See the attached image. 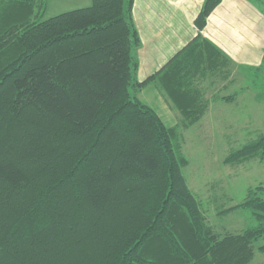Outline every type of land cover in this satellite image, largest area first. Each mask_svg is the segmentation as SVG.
I'll return each instance as SVG.
<instances>
[{
    "label": "trees",
    "instance_id": "trees-1",
    "mask_svg": "<svg viewBox=\"0 0 264 264\" xmlns=\"http://www.w3.org/2000/svg\"><path fill=\"white\" fill-rule=\"evenodd\" d=\"M219 2L205 0L196 35L137 82L133 0L46 19V0H0V264L249 263L264 198L238 204L256 224L217 236L184 180L175 126L130 94L154 82L177 124L202 117L205 87L231 70L201 33ZM251 156L264 158V136L227 159Z\"/></svg>",
    "mask_w": 264,
    "mask_h": 264
},
{
    "label": "rangeland",
    "instance_id": "rangeland-1",
    "mask_svg": "<svg viewBox=\"0 0 264 264\" xmlns=\"http://www.w3.org/2000/svg\"><path fill=\"white\" fill-rule=\"evenodd\" d=\"M66 1L46 0L39 19L89 6L92 0L83 6L75 4L83 0ZM251 1L260 8L261 24H264V0ZM260 36V47L255 48V65L249 70L232 66L226 78L210 81L205 87L209 100L207 111L188 126L175 124L186 160L182 167L184 180L198 200L206 224L219 237L240 233L256 224L249 210L238 207L251 190L264 198V158L251 156L236 162L227 159L233 151L264 136V25L260 26ZM135 80L139 82L136 77ZM140 88L131 86L130 94L135 97V90ZM148 95L160 112L161 95L154 91ZM163 115L168 127L180 122L176 110L163 109ZM253 244L255 249L248 264H264V250L258 249L264 245V235Z\"/></svg>",
    "mask_w": 264,
    "mask_h": 264
},
{
    "label": "crops",
    "instance_id": "crops-1",
    "mask_svg": "<svg viewBox=\"0 0 264 264\" xmlns=\"http://www.w3.org/2000/svg\"><path fill=\"white\" fill-rule=\"evenodd\" d=\"M90 1L75 4L83 6ZM204 1L133 0L130 18L139 37L134 51L138 81L157 71L196 35L194 20ZM58 2L67 3L66 0ZM261 14L260 8L255 7L251 0H220L208 15L201 33L228 56L231 67L249 70L255 65V48L260 47V26L264 25L261 24ZM149 91L161 95L160 112L154 107ZM134 96L154 109L162 121L163 109L176 110L165 92L154 82L135 90Z\"/></svg>",
    "mask_w": 264,
    "mask_h": 264
}]
</instances>
